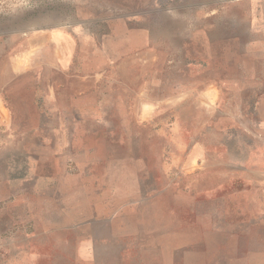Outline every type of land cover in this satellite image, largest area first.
<instances>
[{"label":"rangeland","instance_id":"1","mask_svg":"<svg viewBox=\"0 0 264 264\" xmlns=\"http://www.w3.org/2000/svg\"><path fill=\"white\" fill-rule=\"evenodd\" d=\"M0 264H264V0H0Z\"/></svg>","mask_w":264,"mask_h":264},{"label":"crops","instance_id":"2","mask_svg":"<svg viewBox=\"0 0 264 264\" xmlns=\"http://www.w3.org/2000/svg\"><path fill=\"white\" fill-rule=\"evenodd\" d=\"M197 154V153H196ZM194 156H195V154H194Z\"/></svg>","mask_w":264,"mask_h":264}]
</instances>
